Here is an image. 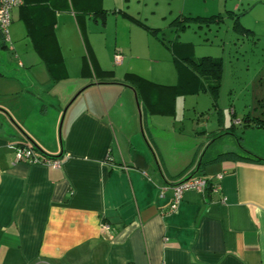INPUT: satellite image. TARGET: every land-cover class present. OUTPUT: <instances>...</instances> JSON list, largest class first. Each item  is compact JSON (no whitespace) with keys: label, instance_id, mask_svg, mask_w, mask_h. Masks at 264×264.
Listing matches in <instances>:
<instances>
[{"label":"crops","instance_id":"obj_1","mask_svg":"<svg viewBox=\"0 0 264 264\" xmlns=\"http://www.w3.org/2000/svg\"><path fill=\"white\" fill-rule=\"evenodd\" d=\"M163 1L135 14L124 0H22L12 9L8 42L0 32V107L49 162L17 159L16 146L33 145L0 112V264H264V128L241 130L235 117L220 134L194 127L184 150L177 98L213 95L214 79L178 65L199 59L188 42L169 53L173 84L146 78L152 69L134 59L142 40L155 45L149 56L162 53L160 31L131 18L150 28L169 20L178 33V16L219 15L210 25L230 19L234 32L264 35V0ZM256 8L260 28L244 26ZM95 82L67 109L60 146L62 108ZM221 172L220 190H187L170 210L173 185L193 175L216 184Z\"/></svg>","mask_w":264,"mask_h":264},{"label":"rangeland","instance_id":"obj_2","mask_svg":"<svg viewBox=\"0 0 264 264\" xmlns=\"http://www.w3.org/2000/svg\"><path fill=\"white\" fill-rule=\"evenodd\" d=\"M105 1L108 2V6L114 3L118 5L122 2V0ZM124 2L129 3L130 12L133 14L139 11L145 13L156 11L157 3L164 5L163 0H124ZM258 9L256 8L246 17H241L244 20V26L249 24L257 29L260 28V21L257 22L260 18V14L257 13ZM242 11L243 9L239 12ZM141 18L145 24L149 22L147 19H145L146 22L143 20L145 17ZM169 22L166 20L162 22L164 25H152L154 26L152 28H161L157 38L162 41V44L154 41L162 53L158 57L151 53L149 56L147 49L152 47L153 50L155 45L147 40H142L144 50L142 54L139 50L138 54L142 56V59H134L136 62L143 63L146 71L148 67L152 69L151 72L145 73L146 78L157 83H174L175 74L173 72L175 69L171 60L169 62L168 59L171 49L177 46L172 42L176 34H178L176 37L178 41L190 43L187 46L191 45L194 57L201 60L202 56H213L216 61H220L222 69L219 79L213 81L215 85L219 83V86L211 88L213 95L199 92L197 94H181L177 98L176 118L183 128L184 150L188 149V144H191L190 137L194 127L197 129L226 128L235 118L241 120L246 115L264 118V35L245 33L240 29L234 32L231 29L230 19H225L220 26L210 25L209 21L190 22V25L180 33H176L171 27H166ZM152 24L155 23L152 22ZM111 31L110 26L107 29L108 35H112ZM133 101L135 102V99L131 100L130 106L137 111ZM207 118H210V121L206 123ZM238 138H241L240 140L246 145L254 146L253 144H255L254 137L249 133L243 134V137H241V133H238Z\"/></svg>","mask_w":264,"mask_h":264},{"label":"built area","instance_id":"obj_3","mask_svg":"<svg viewBox=\"0 0 264 264\" xmlns=\"http://www.w3.org/2000/svg\"><path fill=\"white\" fill-rule=\"evenodd\" d=\"M22 4V0H0V32L3 37L4 42L9 41V34H8V27L11 22V12L12 9L18 7ZM121 60V56L119 53L115 54L114 63H119ZM16 157L20 160H26L28 162H49L48 160H44L40 157H36L34 151L31 148L23 147V146H16ZM52 164L54 166L58 165V161L53 160ZM223 172L218 173L215 175L217 180L216 184H213L211 180L205 177H195L191 179L184 180L172 186L173 191V199L170 205V210H174L183 193L187 190H196L200 192H205L207 189L211 191L220 190L219 180L222 178ZM102 228L108 230L110 229V225L106 222H102Z\"/></svg>","mask_w":264,"mask_h":264},{"label":"trees","instance_id":"obj_4","mask_svg":"<svg viewBox=\"0 0 264 264\" xmlns=\"http://www.w3.org/2000/svg\"><path fill=\"white\" fill-rule=\"evenodd\" d=\"M217 17H219V15H213V16H208V17L207 16H194V17L178 16L174 20H172V23H175L177 25L176 31L179 33L180 31H182L184 29V27L187 26L188 21L195 20L198 22H203V21H209V20H216ZM131 18L134 19L135 21H137L138 24L142 25L144 28L149 29V31L154 33V34H157L160 31V29H158V28L148 27L146 24L142 23L141 21L137 20L134 17H131ZM234 26L237 29H239V27H240L238 22H236ZM177 35L178 34H176V37H177ZM176 37H174L172 42L175 44H183L182 42L178 41L176 39ZM176 62H178V65H179V63H184L189 68V70H191L195 74L201 75V76L207 75V76L213 78L214 81L219 79L220 74H221V70H222L220 61H216L215 58L208 56V55L202 56L201 60H199V59L195 60V59H192L190 57H185L182 59H176ZM214 86H216V87L219 86V83H217V85L214 84V85L210 86L209 90ZM210 91L212 92V89ZM230 127L232 128L233 125H231ZM238 127L241 130L264 128V118L251 117L249 115H246L243 119H241V122L239 123ZM227 130H229V129H227ZM25 147L31 148L32 150L34 148V146H25Z\"/></svg>","mask_w":264,"mask_h":264},{"label":"water","instance_id":"obj_5","mask_svg":"<svg viewBox=\"0 0 264 264\" xmlns=\"http://www.w3.org/2000/svg\"><path fill=\"white\" fill-rule=\"evenodd\" d=\"M92 84H96L95 83H89L87 85H84L83 87H81L80 89H78L73 96L69 99V101L65 104V106L62 108L59 120H58V125H57V132H58V139H59V143L61 146V141H62V126H63V122H64V118L67 112V109L69 108V106L72 104V102L76 99V97L83 91L85 90L87 87H89ZM135 97V101H136V107L140 116V106L138 103V98L137 95L134 94ZM0 112L3 113L4 115H6V117L8 118V120L11 122V124L18 130V132H20V134L25 137L33 146L34 148L38 149V150H42L41 147L24 131V129L20 126V124H18L15 119L9 114V112L3 108L0 107ZM43 152V151H42ZM61 153V152H60Z\"/></svg>","mask_w":264,"mask_h":264},{"label":"flooded vegetation","instance_id":"obj_6","mask_svg":"<svg viewBox=\"0 0 264 264\" xmlns=\"http://www.w3.org/2000/svg\"><path fill=\"white\" fill-rule=\"evenodd\" d=\"M231 125H233V124H231ZM231 125H230V126H231ZM238 125H239V124H238ZM230 126H229V127H226V128L223 127L224 129L222 128V130L220 129L219 131L217 130V133L220 134L219 132L227 131V129H230V128H231ZM233 126H234V125H233ZM232 128H233V127H232ZM237 128H239V127H237ZM204 148H206V146H205ZM195 177H202V176H194V175H193L192 177H190V178H188V179L195 178Z\"/></svg>","mask_w":264,"mask_h":264}]
</instances>
